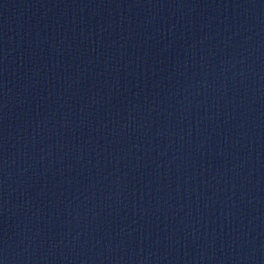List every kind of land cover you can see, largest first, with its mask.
Wrapping results in <instances>:
<instances>
[{
    "label": "water",
    "instance_id": "95a60500",
    "mask_svg": "<svg viewBox=\"0 0 264 264\" xmlns=\"http://www.w3.org/2000/svg\"><path fill=\"white\" fill-rule=\"evenodd\" d=\"M0 264H264V0H0Z\"/></svg>",
    "mask_w": 264,
    "mask_h": 264
}]
</instances>
